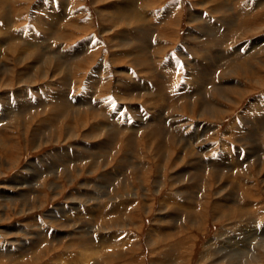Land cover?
Returning <instances> with one entry per match:
<instances>
[{
    "label": "rangeland",
    "instance_id": "374dc122",
    "mask_svg": "<svg viewBox=\"0 0 264 264\" xmlns=\"http://www.w3.org/2000/svg\"><path fill=\"white\" fill-rule=\"evenodd\" d=\"M121 1L125 0H0V31L2 34H4L1 35V38H8L7 44L12 43L14 45L12 46V48L14 47L17 51L20 50L18 51L20 53L26 51V48L31 45L32 50H34L35 48H42L47 49L49 52H53V54L55 55L51 54L50 56L47 55L45 57V64L48 60H52L54 56L58 57L61 54V56L66 57L65 59H62V61H65L64 63L66 64L63 68V71L56 75L51 74V78L49 77L48 79L40 80L38 82L39 87L35 85L33 88L31 85V87H28L29 85L26 86L25 84H21L23 86L22 89L26 90V92L28 91V98L30 101H32V104H35L37 101L40 100V102H44L43 104L48 105L47 107H45V112H43L41 109L36 110L38 113H41L39 116L46 115L49 111L51 112L54 107L58 108V101L56 100L59 99H57V97L60 95H65L66 97L64 98V100H66L68 105L65 106V104H60L59 107H61L67 112L59 121V130L62 131V129H64L63 132H65L67 123L64 127L63 122L68 121V124H70V128H72L73 130H77L78 133L76 134H80L78 129V114H82L85 120L87 117L84 112L77 109L79 108V106L77 105L78 103L74 107L72 105V102H75V98H77V100L79 101V105H81L85 104L86 102H92L97 99H100L101 102L105 104V106L111 105V107L108 110L103 109L102 111H100L99 109V111L105 114L103 116L106 118L107 121H110L109 124L112 126L111 129H115L120 132V135H118L117 140L118 143L113 144L116 145L114 150L105 149L97 153L96 158H99L97 160L98 163L97 161H95V156H92L94 159H89L83 163H80L82 165L67 164L68 167H59V165L52 164L49 161L48 163H46V161L48 160L47 157H51L53 154H56L58 151L61 150L70 151L71 148H73L72 146H75L76 148L80 147L81 149L89 153H94L97 151L90 150L88 149V147H84L87 144L89 146L93 145L85 140L84 142L86 145H76L75 143L80 142L81 139H78L77 141L73 140L74 142L70 140L71 143L70 141L66 140H63L62 142L60 141L58 143L50 142L46 143L43 146L33 148L30 142L32 133L30 134L29 132V134H27L28 139L25 137V135L21 133L23 119L19 118L17 124L15 122L14 117V120L11 119L10 122L14 121L15 123H12L11 126L9 125V129L12 132H15L13 133V136L18 138V143L17 145H15L16 143L12 142L10 139V141L8 140L10 142H8L10 144V154L12 155L10 156L12 158H8V160H15L17 162H15L16 166L13 167L11 170L3 168L2 171L0 169V172L2 174L5 172L3 176L0 177V190L3 191L1 186L3 182L10 181L11 183L12 180L15 179L17 181H27L28 184H31L32 182L34 190L37 192V194L30 195V197L27 198L28 200H25V198H17V196L13 195L15 198H17L15 200L16 203L15 201L14 203L13 201H11V193L4 194L6 195V197H0V206H2V208L0 207V249L3 248L4 251H6L7 249L5 248L6 246L8 247V242H10V244L13 246L15 245L14 247L12 246V248L8 247L10 248V250H19V248L24 244V246H26L27 248L31 245V242L34 241L33 239H36V237L34 236H36V234H39L40 232L44 233L47 237L45 239L42 238L43 241L45 240L41 244L42 248L39 245L37 247L38 249H34V251H36L33 254H23L19 260H15L12 263L10 262L11 264H53L55 263V259L59 255L63 257V262L65 261V264H70L71 260H69L68 255H73V252H77V247L76 245H74L71 249L70 246L67 245L72 240L69 235L76 234V237L79 236L78 238L80 239V235H85L89 237L90 241L87 245H85L87 246L86 248H93L99 252V256L94 262H102V264H126L129 262L130 257L129 259H127L126 257H124V255H122L124 259L122 258V260L120 261L119 259H121V255L119 251L118 253H116V250L121 249L122 245L119 246V243L121 241H117L115 242V244L114 242H112L114 247L112 243L107 244L104 241V237L108 234V232L105 231L106 229L102 230L101 228L104 227L102 225H106L105 227H110L112 224L115 225L116 217L121 215L123 216L124 213L129 212L130 206H128L127 208H125L124 206L116 207V204L122 203L120 198H117L113 202L106 200L108 198H101L99 199L97 204H95L96 201H94L95 203L92 202L91 204H86L88 205V208H91L92 210L89 214L87 213L88 211L86 209V206L83 205V203L78 204L82 206L77 211L78 206H76L75 204L76 200L74 201L73 198H70V194L71 192L75 193L78 190H82L84 188L83 184L85 183V181H95L101 183L102 188L105 186H111L110 188L112 189V192L115 191L118 186H127V182L135 188L138 187V191L140 192L137 196L135 194L134 200L136 199V201L138 202V205H136L135 207H142L141 211H139V213H141V219H139V221L141 222V224L139 225L142 226L141 231H137L136 229L130 228H120V231H110L113 235L119 233L118 236H115L120 237L117 238V240L123 239V236L125 234L136 236L137 240L139 239V243L141 242V251L137 252V254L139 258L141 257V259L144 260L140 261V263L138 260L136 264H141V262L142 264H152L153 257L157 259L162 258L163 260H161V264H182L181 260H178L179 262L177 263H175V261H172L171 263V260L168 259L169 253L166 256V253L170 252L171 246L173 247L175 245V242L177 243V241H181V239L182 242H184V244L182 245L183 247L181 248L183 249L181 251L184 254L182 259H185L183 264L200 263V257L205 251L206 244L208 245V243H210V241L215 238V236L220 232L223 227V225H221L220 223H215L213 217V204L216 203V190H218V185L215 186L213 189H208V185L210 184L208 182L212 180L209 178L210 176L205 173L202 181V186L203 184L206 186L204 187V190H206L204 192L209 193L210 203H208L207 219L200 228L199 226L193 227L187 221H185V223H182L181 219L178 222L177 226H175L176 228L174 227V230L172 232H170V226H168L167 224H156V221L160 219V217H162L163 215V213L160 211L165 205L164 199H166L167 195L172 196L173 193L176 194L175 191L181 190L183 186L188 185L190 183L188 182L190 179L187 178L186 181L184 180L180 181V183H177V175L178 173H181L182 167L179 168V172H176L178 169H168L167 171H164L163 174H160V172L157 173V171L155 170V166L152 163L151 172H146L143 170V173L140 174L141 176L137 177L136 171L141 170L140 165L142 164V162H145L144 164H149V161L146 162L144 155H139L143 150L142 148L145 149V145H143L145 144V139L143 137L145 134H143L142 131L138 132V135L135 133L132 134L133 131L131 130L132 127L139 124L137 121L140 119L143 120V123L147 124L146 132L149 131V133L155 135L153 129H159L156 131L157 144L159 141L163 142L162 147H167V153L172 152L173 150H175V148H179V150L175 152V155H180V153L184 149V146L188 144L187 141H189L190 144L186 145V147L188 148V150H186V153L190 151L189 149L193 150L191 151L194 154L191 164L193 166L197 165L198 163H201V161L213 159L215 155L220 153L219 151L221 150L227 152L226 154L228 156L230 155L229 157L231 160H245L249 157V154L252 153L254 156H251L250 163H261L262 161H264V126H262L261 128L257 125L256 121H264V80H260V84L256 83L255 85V83L250 81V79H253L250 74L248 75V78H246L243 77V75H237V73H235L234 71L236 69L239 70V68H241L242 66L249 65L251 67V70L253 71V75L255 74L257 78L264 79V0H214L211 2H209L208 0H126L130 2L134 1L133 5L135 8H137V11L141 15L143 22L131 21L129 26L126 24L127 22L119 24L120 26H115L112 25V22L109 19L112 18L115 20L114 17H116L118 14L117 9L120 7ZM174 4L177 5H175L176 8L174 7L175 10L174 12H172V14H175L176 18H178L179 20L177 28L175 27L176 30L173 26L174 20H171L169 16L166 17L167 10L170 6H173ZM124 5H126V3H124ZM193 13L197 14L198 16H202L201 21H203L206 27H208V25L218 27L219 31L212 30V32H214V37L218 36L216 37V39L219 43L213 42V44L203 45V43L206 41L205 37H203V40L201 39L202 41L197 40V45L202 46L201 49H199L200 52L190 49V47L193 46L191 44L193 43V41L189 39L187 34L193 31L194 33H197L193 35L194 37L200 36V34H198L199 29L196 28L198 23L195 24L190 22V15ZM33 14L35 15V17ZM37 18L39 19L37 20ZM34 19L36 20V22ZM136 30L137 32H135ZM140 32L142 38L138 41L136 35H138ZM203 33H206V29ZM5 35L7 37H5ZM1 38V55H6L8 57V55L10 54H6L7 46L5 47L1 43ZM122 38L127 39V42L125 44H123L124 42L121 41L123 40ZM161 38H165L163 39V41L166 43L162 42ZM44 39L46 40V42ZM87 41H89L88 44ZM30 42H32L33 44H30ZM159 42H161V45L159 44ZM34 43L36 45H34ZM136 45L139 50L141 49L140 51L138 50V52L136 53H133V51H129L133 49ZM250 45L257 46L256 51H258V57L256 56L255 59L252 58V52H250L249 50ZM64 51H66L67 54ZM140 52L142 55L140 54ZM80 53L82 54V56ZM74 55L75 57L73 58L72 56ZM117 55L120 59L119 62H117ZM137 55H139V57ZM205 57L207 58V61L203 60V58ZM72 58L74 60H72ZM1 59L2 57H0V64L4 58L2 60ZM136 59L138 62L137 65L134 64V62H136ZM170 60L178 63L176 68H165V66ZM78 66H80V68L82 67V69L80 70L81 73H79L81 75L79 83H76L77 77L79 78V74H77ZM213 66L215 67V69ZM208 67H211V72L209 71ZM212 68L214 73L212 72ZM259 68H262V70L260 69L259 71ZM96 69H98L100 72L97 70V73H95L94 77L92 78L91 75L96 72ZM229 72L232 73L229 74ZM75 73L77 74V77ZM225 73L227 74V76H225ZM85 74H87L88 77L87 75L85 76ZM62 77L65 78L63 79ZM261 81L263 82V86L261 84ZM121 82H126L134 87V90L132 89L131 92L125 93V95L121 97L125 100H123L122 102L118 101L115 94V90L117 87H119V84L124 87ZM159 82L162 83L160 84V86L165 87H163L162 93L159 92ZM91 84L93 85L91 86ZM17 88V86L14 87V89L9 90L1 88L0 93L10 91L9 94L12 100H14V93L17 92H15ZM243 88L248 89V92L243 95L244 97H238L235 94L236 92H233V90L235 89H238L236 91L239 92ZM153 89L155 90V92L153 91ZM77 90L79 91L77 92ZM47 93H49V95H47ZM159 94L162 95L160 96ZM186 94L188 97H186ZM189 96L191 97L189 98ZM198 98H200L202 102L205 101L206 105L212 104L214 100H218V104L215 106L217 108H222V111H224V113L216 119L209 117L208 115L206 117L204 116L203 118H201L200 113H203V109L206 107H200L202 112L201 110L196 112V110L195 113L184 108L185 105L188 103L194 105L195 103L199 102L200 99L198 100ZM163 99L166 102L165 104ZM208 101H210L211 103H209ZM2 102L3 101L0 100V115L4 110ZM10 103L12 104V102ZM54 103H56V105ZM120 103H122L123 105L130 104L136 106L137 109L140 110V115H142L144 118L142 116H140L141 118H138V116L136 114L131 113L127 109V107L122 109L123 111H119L118 109ZM87 109L89 111L91 110L90 108ZM50 112L47 115H49ZM246 115L248 118L246 117ZM252 119L253 122L251 123ZM154 121H157L156 124ZM171 121H187L188 125L186 128V124H182L180 128H184V132H180L179 134H177V132L171 127ZM6 125V122L0 124V132L2 131V128H4ZM32 127L36 128V125L33 124ZM207 127H214V129L206 132ZM122 129H124V131ZM17 130L18 132H16ZM53 131L55 132V130ZM158 131L160 133H158ZM195 132L197 134L205 133L206 137L202 138L200 142L207 139H209L210 141H207L206 144L203 146L202 144H199L200 142L198 143L192 141V139L189 140V137L193 136V133ZM173 134L179 136V138L176 140L182 141L179 143L178 146H175L171 143L170 139ZM5 136L9 137L8 134H6ZM47 137H49V134L47 135ZM158 138L161 140H159ZM212 140L217 145L216 147L218 150L215 151V154L208 153L207 157L205 156L207 151L205 148L212 144ZM123 141L125 143H123ZM125 144H128V147ZM182 144L184 145L183 147ZM127 154L131 156L134 162H132L131 159L132 164H127L129 162H126L125 160L123 164L120 165L119 160H123ZM3 156L4 155L2 154V152H0V157L3 158ZM132 156H135L136 158ZM138 157H140L139 161L136 160ZM189 161L190 160L188 158V162ZM153 162L154 164L156 163L155 161ZM104 164H106L105 168L103 167ZM28 165L32 168L28 169ZM92 165L93 167H91ZM191 165L188 167H191ZM76 167H79L80 169L82 168V173H77L75 170ZM91 168L93 171H90ZM184 168L185 166H183L182 169ZM146 169H148L147 166ZM71 171L73 172L72 174H74L75 176V181L72 182L71 180H67V178L64 177V175L69 176ZM37 172L39 175L37 174ZM103 174L109 175H106L107 177H104L102 176ZM232 174H236V171H234V173ZM33 175L35 176L36 181H31ZM131 179L132 183L129 181ZM158 179L160 183L161 181H166V186L162 188L160 195L157 194V191L162 183H159L158 186ZM52 182H55L58 185L60 195L55 194V190L53 187L51 189ZM28 184H26L27 186L25 185L22 188L19 187V190H28L29 188H31V185ZM95 185V183L91 184V190L94 189ZM145 186H148L150 189V193L148 194V201L146 202V205H148L146 207V211L144 209L145 207L143 208L145 203V199L143 198L144 194L145 196L147 194L146 192H143L139 189V187ZM261 186L262 188H260V199H262L261 203L262 205H264V187L263 184L260 183V187ZM199 189L195 190L196 194L194 195L195 199L199 198L198 200L196 199L197 203L195 205V211L196 213L202 216V213H206L205 207L200 206L198 204V201L202 198L204 199L205 196H200L201 193L203 195V187ZM122 192L124 193V191ZM197 194L199 195L197 196ZM4 195L2 194L1 196ZM38 199L41 200L40 203L43 204V207L39 209L35 206L37 203L36 201ZM84 201H86L85 198ZM38 205L39 204H37V206ZM4 206L6 208H4ZM113 207L117 208L118 215L110 214L111 211L114 212L115 210V208L112 209ZM22 209H26V211L22 212ZM100 210L102 211V213L100 215V218L97 219V217L95 216H97L98 213L101 212ZM170 211L171 208L169 209V212ZM166 214L168 213L166 212ZM76 216L78 221H76V224H72L70 228L68 227V229H61L57 227V224H59L61 221V223H67V221L69 223H72V219H75ZM47 218H49V220L51 219L50 222ZM53 224L56 226H54ZM225 224H228L229 227V223L226 222ZM20 227H24L26 232L29 233H27V237H23L22 233H20L21 230H15L16 228L20 229ZM156 227L165 229L167 233L174 234V239L167 237L168 239L164 240V238L162 239L158 237V245H155V242H150L149 244L150 234L152 230ZM238 227L242 228L246 226H244V224H241V227ZM73 229L75 231L77 230V233ZM79 229L82 230L79 231ZM114 229H118V227L116 226ZM59 233H61L62 235V237H60L61 239H63L62 242H59L61 241L60 239H56L55 235ZM234 233L235 231L231 232L230 234L232 235ZM63 237H65V239ZM263 237L264 235H262V237L260 236L257 240H255L256 244H254L255 242L252 244V248H254V250L258 247V243H262V245H264ZM14 238L21 240V242H15L14 240H12ZM80 239L76 238V241H80ZM161 239L164 243H161ZM107 245L109 248L107 247ZM117 245L119 247H117ZM215 247L216 249L214 251L219 252V254L216 256H219V260L223 259V264H228L227 262L229 260L226 256H230V258H238L239 256H242V254L240 253L243 252L242 250L240 252H236L235 250H233L234 248H227L226 243H222L221 245ZM74 248L75 251L73 250ZM110 249L112 250L110 251ZM124 249L125 248H123L122 250ZM219 249L220 251L224 252H220ZM228 250L230 252H228ZM231 252L234 254H232ZM152 254L155 256H153ZM207 262L208 261L202 264H209ZM4 263L10 264L8 260L0 261V264ZM73 263L77 264V262Z\"/></svg>",
    "mask_w": 264,
    "mask_h": 264
},
{
    "label": "bare ground",
    "instance_id": "6f19581e",
    "mask_svg": "<svg viewBox=\"0 0 264 264\" xmlns=\"http://www.w3.org/2000/svg\"><path fill=\"white\" fill-rule=\"evenodd\" d=\"M209 2L211 1H214V0H208ZM134 2V1H133ZM133 2L131 1H121L120 3V7L117 9V16L114 17V19H109L111 22H112V25H115V26H120L119 24H122V23H126L128 26L130 25L131 21H135V22H143V19L141 17V15L138 13L137 11V8L134 7L133 5ZM62 3V2H61ZM124 3H126V5H124ZM202 3V2H201ZM209 4V3H208ZM3 5V4H2ZM37 5V4H36ZM175 5L177 4H174L173 6H170L169 9L167 10L166 12V17L169 16V18L171 20H174L173 21V26H174V29L175 27L177 28L178 26V18H176L175 14H172V12H174L175 10ZM207 5V4H206ZM219 5V4H218ZM175 7V8H174ZM36 8V6H35ZM62 8V7H61ZM43 9V8H42ZM55 10V9H54ZM218 10V9H217ZM38 11V10H37ZM53 12V11H51ZM50 12V13H51ZM221 13V12H220ZM34 15V14H33ZM47 15V14H46ZM60 15V14H59ZM217 15V14H216ZM231 15V14H230ZM33 17V16H31ZM35 17V15H34ZM39 17V16H38ZM50 17V16H49ZM61 17V16H59ZM165 17V18H166ZM40 18V17H39ZM37 18V20L39 19ZM43 19V18H42ZM202 19V16H198L197 14L193 13L190 15V22L191 23H195L198 25L196 26V28L199 29L198 31V34H200V36L198 37H194L193 35L197 34V33H194L193 31L192 32H189L188 37L190 40L193 41V43H191L193 46L190 47L191 50H194V51H199V49H201L202 46H198V42L197 40H201L203 37H205L206 41L203 43V45H209V44H213V42H216V43H219L218 40L216 39V37H214V32H212V30L214 31H219L218 30V27H213L212 25H208V27H206V25L203 23V21H201ZM35 20V19H34ZM36 22V20H35ZM171 22V21H170ZM181 22V21H180ZM211 22V21H210ZM227 23V22H226ZM180 26V25H179ZM168 27V26H167ZM172 29V28H170ZM206 29V33H203ZM166 30V29H165ZM176 30V29H175ZM44 31V30H43ZM137 32V30L135 31ZM168 32V31H167ZM20 33V31H19ZM18 33V34H19ZM67 33V32H66ZM76 33V32H75ZM174 33V32H173ZM194 33V34H193ZM216 33V32H215ZM218 33V32H217ZM165 34V33H164ZM1 35H4L1 33L0 31V38H1ZM21 36V35H19ZM220 36V35H219ZM5 37H7L5 35ZM44 37V36H43ZM162 37V36H161ZM165 37V36H163ZM127 38V37H126ZM126 38H122L123 40H121L122 42H124L123 44H125L127 42V39ZM136 38L137 40L139 41V39L141 40V32L136 35ZM2 41L1 43L6 47L7 46V50H6V54H10L8 55V57L6 55H1L2 54V50L0 48V57H2V62L0 64V89L1 88H5L6 90H9V89H14V87H18L17 90H15L16 93H14V100H12L9 92L10 91H6V92H3V93H0V100L3 101V107H4V110L2 111L1 115H0V124H3L4 122L7 123V125L2 128V131L0 132V152H2V154L5 156L0 157V169L3 171V168H7L8 170H11L13 167L16 166V163L17 161H13V160H8V158H12L10 156H12L10 154V140L14 143H16L15 145H17L18 143V138L17 137H14L13 136V133L15 132H12L10 129H9V125L11 126L12 123L14 124L16 122L17 124V121L19 118H22L23 119V124H22V128H21V133L23 135H25V137L27 138V134H30L32 133V136H31V144H32V147L35 148V147H40V146H43L45 145L46 143H50V142H55V143H58V142H62L63 140H66V141H73V140H78V139H81L80 142H76L75 144L76 145H79V146H83V145H86L84 140L85 141H88L89 143L93 144L91 146H84V147H88V149L90 150H96L97 152H94V153H89L87 151H84L83 149H81L80 147L76 148L75 146H72L73 148H71L70 151H66V150H61V151H58L56 154H53L51 157L48 156L47 157V161L46 163H48V161L52 164H57L59 165V167H68V165L70 164H76V165H79L80 163H83L85 162L86 160H89V159H94L92 156H97V153L100 152V151H103L105 149H109V150H114L115 149V146L116 145H113L114 143H118V135H120V132L117 131V130H113L111 129L112 126L109 124L110 121H107L106 118L103 116L105 115L104 113H101L100 111H102L103 109L105 110H108L111 105H106L104 103L101 102L100 99H97L95 101H90V102H86L85 104H81L79 105V101L77 100V98H75V102H72V105L75 107V105L77 104L79 106V108H77L78 110L84 112V114L86 115V120L83 118V115L82 114H78V119H79V124H78V129H79V132L80 134H76L78 133L77 130H73L72 128H70V124H68V121L67 122H63L64 124V127L67 123V127L65 128V132H63L64 129H62V131L59 130V121L60 119L63 118V116L65 115V113L67 111H65L64 109H62L61 107H59L60 104H65L68 105V103L66 102V100H64V98L66 97L65 95H60L57 97V99L59 100H56L58 101L57 104H58V108L54 107L50 114L49 115H41L39 116L41 113H38L36 110H39L41 109L43 112H45V107H47L48 105H45L43 104L42 102L37 101L35 104H32V101L29 100L28 98V91L26 92V90L22 89V85L21 84H25L26 86L29 85L28 87H33L35 85L38 86V82L40 80H44V79H48L50 77V75H56V74H59L63 71V68L64 66L66 65L64 62L65 61H62V59H65L66 57L64 56H61V54L56 57L54 56L52 58V60H48L47 63L45 64L44 63V59L47 55H51L53 54V52H49L47 49H42V48H35L34 50H32V45L29 46L28 48H26L27 50L26 51H23V53H20L18 51L20 50H16L14 47L12 48V46H14L12 43H8V38L4 39V38H1ZM162 39V38H161ZM165 39V38H163ZM162 39V42H164ZM23 40V39H21ZM34 40V39H33ZM45 40V39H44ZM203 40V39H202ZM201 40V41H202ZM72 41V40H71ZM189 41V40H188ZM191 41V42H192ZM6 42V43H5ZM21 42V41H20ZM23 42V41H22ZM33 42V41H32ZM30 42V44L32 43ZM40 42V41H39ZM46 42V40H45ZM74 42V41H73ZM144 42V41H143ZM29 43V42H28ZM89 43V41H87V44ZM166 43V42H164ZM163 43V44H164ZM27 44V43H26ZM33 44V43H32ZM159 44L161 45V42H159ZM34 45H36L34 43ZM257 45V44H255ZM255 45H250V52H252V58L255 59L256 56L258 55V51H256V47ZM52 46V45H51ZM84 46V45H83ZM96 46V45H95ZM173 46V45H172ZM215 46V45H214ZM80 47V46H79ZM92 47V46H91ZM23 48V47H21ZM20 49V48H19ZM80 49V48H79ZM162 49V48H161ZM160 49V50H161ZM264 49V48H263ZM86 50V49H85ZM139 48L136 46H134L133 49L129 50V51H133V53H136L138 52ZM141 50V49H140ZM139 50V51H140ZM203 50V49H202ZM201 50V52H202ZM205 50V49H204ZM28 51V53H27ZM78 51V50H77ZM83 51V50H82ZM145 51V50H144ZM262 51V50H260ZM66 52V51H64ZM200 52V51H199ZM249 52V53H250ZM255 52V53H254ZM5 53V52H4ZM84 53V52H83ZM86 53V52H85ZM93 53V52H92ZM181 53V52H180ZM198 53V52H197ZM216 53V52H215ZM263 53V52H262ZM67 54V52H66ZM81 54V53H80ZM119 54V53H118ZM129 54V53H128ZM141 54V52H140ZM206 54V53H205ZM20 55V56H19ZM55 55V54H53ZM64 55V53H63ZM93 55V54H92ZM111 55V54H110ZM135 55V54H134ZM142 55V54H141ZM144 55H145V52H144ZM143 55V56H144ZM183 55V53H182ZM7 58H6V57ZM70 56V55H69ZM82 56V54H81ZM80 56V57H81ZM87 56V55H86ZM90 56V55H89ZM139 57V55H137ZM73 58L75 57L72 56ZM91 57V56H90ZM95 57V56H94ZM137 57V58H138ZM258 57V56H257ZM51 58V57H49ZM72 58V60H74ZM117 62L120 61L118 55H117ZM115 58V59H116ZM142 58V57H140ZM211 58V57H210ZM68 59V58H67ZM71 59V57H70ZM77 59V58H76ZM147 59V58H145ZM175 59V58H174ZM141 60V59H140ZM203 60L207 61V58H203ZM214 60V59H213ZM212 60V61H213ZM144 61V60H143ZM148 61V60H147ZM255 61V60H254ZM88 63V62H87ZM216 63V62H215ZM259 63V62H258ZM81 64V63H80ZM91 64V63H90ZM135 65L138 64L137 62V59H136V62H134ZM178 63L175 62V61H172L170 60L168 62V64L165 66V68H173V67H177ZM218 65V64H217ZM91 66V65H90ZM192 66V65H191ZM201 66V65H200ZM222 66V65H221ZM252 66V65H251ZM54 67V68H53ZM214 67V66H213ZM53 68V70H52ZM91 68V67H90ZM209 68V71H210V68L211 67H208ZM82 67L80 68V66L77 67V74L81 73V70ZM201 69V68H200ZM215 69V67H214ZM260 69L262 70V68H259V71ZM97 70L96 69V72H94L91 77L93 78L94 77V74L97 73ZM237 70V69H236ZM234 70L235 73H237V75H243V77H246L248 78V75L250 74L253 79L251 80L250 78V81L257 84H260V80H264L263 78H257L256 75L254 74L253 75V71L251 70V67L248 65V66H242L241 68H239V70ZM80 71V72H79ZM99 71V70H98ZM191 71H194V70H191ZM70 72V71H69ZM100 72V71H99ZM165 72V71H164ZM202 72V71H201ZM211 72V71H210ZM212 72H213V68H212ZM196 73V72H194ZM214 73V72H213ZM232 73V72H231ZM229 72V74H231ZM234 73V74H235ZM72 74V73H71ZM77 74L75 73L76 77H77ZM100 74V73H98ZM226 74V73H225ZM87 74H85L86 76ZM90 75V74H89ZM188 75V74H187ZM192 75H195V74H192ZM200 75V74H199ZM236 75V74H235ZM261 75V74H260ZM64 76V75H63ZM204 76V75H203ZM227 76V74L225 75ZM75 77V78H76ZM80 77L81 75L79 74V78L77 77V80H76V83H79V80H80ZM88 77V75H87ZM86 77V78H87ZM90 77V76H89ZM202 77V76H201ZM229 77V76H228ZM51 78V77H50ZM63 79L65 77H62ZM85 78V77H84ZM99 79V78H98ZM106 80V79H105ZM229 80V79H228ZM64 81V80H62ZM82 82V80H81ZM80 82V83H81ZM92 82V81H91ZM90 82V83H91ZM95 82V81H94ZM110 82V81H109ZM127 82V81H126ZM126 82H121L124 87H122L120 84H119V87L116 88L115 90V94H116V98L118 99V101H123L124 98H121L122 96L125 95V93H128V92H131V90L133 89L134 90V87L131 85V84H128ZM238 82V81H237ZM88 83V82H87ZM132 83V82H131ZM263 82L261 81V84ZM45 84V83H44ZM85 84V83H84ZM157 84V83H156ZM159 84V92H163V87L164 86H160V84L162 83H158ZM31 85V86H30ZM79 85V84H78ZM90 85V84H89ZM93 84H91L92 86ZM147 85V84H145ZM225 85V84H224ZM233 85V84H232ZM236 85V84H235ZM37 86H36V89H37ZM138 86V85H137ZM260 86V85H259ZM263 86V84H262ZM261 86V87H262ZM39 87V86H38ZM152 87V86H151ZM236 87V86H235ZM86 88V87H85ZM153 88V87H152ZM165 88V87H164ZM258 88V87H257ZM35 89V90H36ZM40 89V88H39ZM197 89V88H196ZM222 89V88H220ZM227 89V87H226ZM89 90V89H88ZM91 90V89H90ZM111 90V89H110ZM150 90V89H149ZM157 90V89H156ZM186 90H187V87H186ZM198 90V89H197ZM224 90V89H222ZM231 90V89H230ZM236 90L238 89H235L233 90V92H236L235 94L238 96V97H242L245 93L248 92V89H242L240 90L239 92H237ZM2 91V90H1ZM37 91V90H36ZM79 90H77L78 92ZM93 91V90H92ZM152 91V90H151ZM153 91L155 92V90L153 89ZM152 91V92H153ZM195 91V90H194ZM193 91V92H194ZM245 91V92H244ZM38 92V91H37ZM70 92V91H68ZM111 92V91H110ZM227 92V90H226ZM91 93V91H90ZM94 93V92H93ZM138 93V92H137ZM140 93V92H139ZM146 93V92H145ZM215 93V92H214ZM225 93V91H224ZM155 94V93H154ZM204 94V93H203ZM47 95H49V93H47ZM53 95V94H52ZM74 95V94H73ZM80 95V94H79ZM141 95V94H140ZM149 95V94H148ZM147 95V96H148ZM160 95V94H159ZM162 95V94H161ZM160 95V96H161ZM228 95V94H227ZM13 96V95H12ZM78 96V95H76ZM193 96V95H192ZM74 97V96H73ZM163 97V96H162ZM186 97L187 94H186ZM191 96H189L190 98ZM218 97V96H217ZM244 97V96H243ZM84 98H87V97H84ZM83 98V99H84ZM129 98V97H128ZM136 98V97H134ZM146 98V97H144ZM158 98V97H157ZM156 98V99H157ZM204 98V97H202ZM82 99V100H83ZM161 99V98H160ZM181 99V98H180ZM200 98H198L199 100ZM222 99V98H221ZM238 99V98H237ZM89 100V98H88ZM155 100V99H154ZM184 100V99H183ZM78 101V102H77ZM125 101V100H124ZM129 101V100H128ZM156 101V100H155ZM164 101V99H163ZM211 101V100H210ZM210 101H208L209 103H211ZM259 101V100H258ZM8 102V103H7ZM12 102V104L10 103ZM54 102V101H53ZM139 102V101H138ZM153 102V100H152ZM180 102V101H179ZM188 102V101H187ZM84 103V102H83ZM133 103V102H132ZM137 103V102H136ZM166 102L164 101V104ZM207 103V104H209ZM261 103V101H260ZM259 103V105H260ZM56 105V103H54ZM111 104V103H110ZM139 104V103H138ZM144 104V103H143ZM174 104V103H173ZM218 104V100H214V102L212 104H209V105H206L205 104V101H201V99L199 100V102L195 103L194 105L188 103L185 105L184 108L190 110V111H193V113L198 112L201 110L200 107H206L203 109V113H200V117L203 118L204 116L206 117L207 115L209 117H212L214 119H216L217 117H219L220 115H222L224 113V111H222V108H217L215 105ZM231 104V103H230ZM50 105V104H49ZM84 105V106H83ZM146 105V104H145ZM172 105V104H171ZM153 106V105H152ZM215 106V107H214ZM51 107V106H50ZM53 107V106H52ZM77 107V106H76ZM125 107H127V109L133 113V114H136L138 116V118H141L140 116V110L137 109L136 106H133V105H130V104H127V105H123L122 103H120V106H119V111H121L122 109H124ZM142 107V106H141ZM154 107V106H153ZM162 107V106H161ZM210 107V108H208ZM87 108H90L91 110L89 111ZM72 109V108H71ZM75 109V108H74ZM100 109V111H99ZM159 109V108H158ZM162 109V108H161ZM165 109V108H164ZM163 109V110H164ZM255 110V109H254ZM36 111V112H34ZM123 111V110H122ZM151 111V110H150ZM187 111V110H186ZM42 112V113H43ZM82 112H79V113H82ZM100 112V113H98ZM106 112V111H104ZM202 112V110H201ZM252 112V111H251ZM72 113V112H70ZM77 113V112H76ZM158 113V112H157ZM183 113V112H182ZM161 114V113H160ZM159 114V115H160ZM246 114V113H245ZM248 114V112H247ZM73 115V114H72ZM154 115V114H153ZM158 115V116H159ZM172 116V114H171ZM245 116V115H244ZM13 117L15 118V122H10L11 119H13ZM143 117V116H142ZM160 117V116H159ZM247 117V115H246ZM245 117V118H246ZM71 118V117H70ZM144 118V117H143ZM176 118V117H175ZM243 118V117H242ZM248 118V117H247ZM258 118V117H257ZM131 119V118H130ZM154 119V118H153ZM158 119V118H157ZM163 119V118H162ZM251 119V118H250ZM149 120V119H148ZM159 120V119H158ZM174 120V119H173ZM202 120V119H201ZM200 120V121H201ZM248 120V119H247ZM153 121V120H152ZM250 121V120H249ZM257 121V125L260 126L262 128V126H264V121H259V120H256ZM35 122V123H34ZM57 122V123H56ZM76 122V121H75ZM139 124H137L136 126L132 127L131 130L133 131L132 134H137L138 135V132L142 131L143 134H145L143 137H144V141H145V149L142 148V152L141 154L139 155H144V158L146 160V162L149 161V164H144L145 162H142V164L140 165V168L141 170L140 171H136V175L137 177L141 176L140 174L143 173V170L146 171V172H151V163L155 166V170L158 172H160V174H163L164 171H167L168 169H171V170H177L176 172H179V168L183 166H185L184 169L181 168V173H178L177 175V180L176 182L177 183H180V181H186L187 178H189L190 180L188 182H190L188 185L186 186H183V188L181 190H176V194L173 193L172 196L171 195H167L166 199H164V202H165V205L162 207V210L160 212L163 213L162 217H160V219H158L156 221V224H159V223H165V225L167 224L168 226H170V232H172L174 230V227L177 226L178 222L182 221V223H185V221L189 222L193 227L194 226H199V228L205 223L206 219H207V214H208V203H210L209 201V193L207 192H204L206 190H204V187H206L204 184L202 186V181H203V178H204V175L205 173L207 175H209L210 179L212 181H209L208 183H210L208 185V189H213L215 186L218 185V190H216V203H214L213 201V206H214V212H213V217H214V222L215 223H220L221 225H223L222 229L220 230V232L215 236L214 239H212L210 241V243H208V245L206 244L205 246V251L203 252L202 256L200 257V263H204L206 261H208L207 263L209 264H223L224 261L223 259L219 260L218 257L219 256H216L219 254V252H216L214 251L216 249L215 246H218V245H221L222 243H226V246L227 248H234L233 250H235L236 252H240L241 250L243 252H240L242 254V256H239L238 258L236 257H232L230 258V256H225L228 258V264H264V245H262V243H258V247L254 250L253 247V243L255 242V240H257L260 236L262 237V235H264V205H262L261 203V200L260 199V188H262V186L260 187V183L263 184V187H264V161H262L261 163L260 162H257V163H250V158L251 156H254L252 153L249 154V157L245 160H231L230 159V155L228 156L223 150L219 151L220 153L215 155V157L211 160L207 159L205 161H201V163H198L197 165H191L192 164V159L194 157V154L191 152L193 151L192 149H189L190 151H188V153H186V150H188V148L186 147V145H189L190 142L187 141L188 144H186L185 146L182 144V147L184 146V149L182 150V152L180 153V155H175V152L178 149L175 148V150H173L172 152L170 153H167L166 150L167 147H162L163 146V142H158L157 144V137H156V131L159 130L158 128L157 129H153V131L155 132V135L152 134V133H149V131L146 132V126L147 124L146 123H143V120H138L137 121ZM155 122V121H154ZM153 122V123H154ZM157 122V121H156ZM155 122V124H156ZM247 122V121H246ZM253 122V119L251 120V123ZM77 123V122H76ZM172 125L171 127L177 132V134H179L180 132L183 133L184 132V128H180V126L182 124H186V128H187V125H188V122L187 121H171ZM15 124V125H16ZM21 124V123H20ZM33 124L36 125V128H33ZM114 124V123H113ZM19 125V124H18ZM201 125V124H200ZM206 125V124H205ZM256 125V124H254ZM148 126H149V123H148ZM157 126V125H156ZM247 126V125H246ZM13 127V126H12ZM75 127V126H74ZM128 127V126H127ZM202 127V126H201ZM255 127V126H254ZM17 128V127H16ZM20 128V127H19ZM110 128V129H109ZM247 128V127H246ZM259 128V127H258ZM125 129V128H124ZM124 129H122L124 131ZM151 129V128H150ZM204 129V128H203ZM214 127H207L206 128V132H208L209 130H213ZM238 129V128H237ZM240 129V128H239ZM242 129V128H241ZM20 130V129H19ZM55 130V132L53 131ZM243 130V129H242ZM253 130V129H252ZM231 131V130H229ZM18 132V130L16 131ZM252 132V131H251ZM261 132V131H260ZM148 133V134H147ZM158 133H160L158 131ZM238 133V132H237ZM6 134H8L9 137L5 136ZM49 134V137H47V135ZM210 134V133H209ZM212 134V133H211ZM214 134V132H213ZM228 134V133H227ZM231 134V132H230ZM161 135V134H160ZM4 136V137H3ZM166 136V135H165ZM229 136V135H228ZM206 137L205 133H200V134H197L196 132L193 133V136L189 137V140L192 139V141H195V142H200V140L202 138ZM232 137V135H231ZM240 137V136H239ZM120 138V137H119ZM133 138V137H132ZM179 136L176 135V134H173L172 137H171V143L175 146H178L180 142V140H176L178 139ZM235 138V136H234ZM10 139V140H9ZM28 139V138H27ZM129 139V138H128ZM159 139V138H158ZM9 140V141H8ZM83 140V141H82ZM161 140V139H159ZM235 140V139H234ZM241 140V139H240ZM253 140V139H252ZM41 141V142H40ZM70 141V143H71ZM186 141V140H185ZM209 142L210 140L207 139V140H203L202 142H200L199 144L201 145H205L206 142ZM213 141V140H212ZM236 141V140H235ZM243 141V140H242ZM257 141V140H256ZM255 141V143H256ZM9 142V143H8ZM74 142V141H73ZM227 142V141H226ZM238 142V141H237ZM236 142V143H237ZM123 143H125L123 141ZM127 143V142H126ZM242 143V142H241ZM244 143V142H243ZM252 143V142H251ZM229 144V143H228ZM249 144V143H248ZM126 146L128 144H125ZM157 145V146H155ZM166 145V144H165ZM240 145V144H239ZM238 145V146H239ZM256 145V144H255ZM12 146V145H11ZM69 146V145H68ZM217 145L214 143V141L212 142V144H210L208 147H206L205 149L207 150L206 151V154L205 156H207L208 153L210 154H215V151H217ZM223 146V145H222ZM247 146V145H246ZM128 147V146H127ZM191 147V145H190ZM232 147V146H231ZM249 147V146H248ZM12 148V147H11ZM83 148V147H82ZM173 148V147H172ZM220 148V147H219ZM238 149V147H237ZM241 149V148H240ZM184 150H185V153H184ZM234 150V149H233ZM237 151V150H236ZM117 152V151H116ZM196 152V151H195ZM240 152V151H239ZM248 152V151H247ZM229 153V152H228ZM231 153V152H230ZM238 153V152H237ZM102 155V154H101ZM132 155V154H131ZM138 155V156H139ZM186 155V157H185ZM240 155V154H238ZM243 155V154H242ZM248 155V153H247ZM17 156V155H16ZM113 156V155H112ZM132 157H135V156H132ZM142 157V156H141ZM208 157V156H207ZM232 157V156H231ZM136 158V157H135ZM147 158V159H146ZM188 158H189V162H188ZM44 159V158H43ZM99 159V158H98ZM96 158L95 161L98 160ZM123 159V158H122ZM130 159V160H129ZM131 156L130 155H126L124 157L123 160H119V163L120 165L123 164V162L126 160V162H129L127 164H132L133 159H132V162H131ZM264 159V158H263ZM129 160V161H128ZM136 160H140V157H138ZM137 161V162H138ZM155 161L156 163L154 164ZM125 162V163H126ZM98 163V161H97ZM118 163V164H119ZM68 164V165H67ZM95 164V163H94ZM107 164V163H106ZM106 164L103 165V167L105 168L106 167ZM140 164V163H138ZM82 165V164H80ZM85 165V164H84ZM149 165V166H148ZM191 167H188L190 166ZM29 166V165H28ZM146 166L148 169H146ZM80 167V166H79ZM79 167H76L75 170L77 173H82L81 171L82 168L80 169ZM93 167V165L91 166ZM159 167V168H158ZM32 167L29 166L28 169H31ZM55 168V167H54ZM139 168V167H138ZM190 168V169H188ZM146 169V170H145ZM50 170V169H49ZM68 170V168H67ZM34 171V170H33ZM90 171H93L92 168L90 169ZM97 171V170H95ZM155 171V172H156ZM170 171V170H169ZM234 171H236V174H232L234 173ZM118 172V171H117ZM175 172V171H174ZM231 172V173H230ZM5 173V172H4ZM3 173V174H4ZM40 173V172H39ZM47 173V172H46ZM63 173V172H62ZM73 172L71 171L70 175L67 177L66 175H64V177L67 178V180H71L72 181H75V176L74 174H72ZM109 173V172H108ZM172 173V172H171ZM230 173V174H229ZM3 174L0 172V177L3 176ZM36 174V172H35ZM38 174V172H37ZM54 174V173H53ZM60 174V173H59ZM22 175V174H21ZM39 175V174H38ZM57 175V174H56ZM80 175V174H78ZM106 175H109V174H103L102 176L104 177H107ZM17 176V175H16ZM31 176V175H30ZM170 176V175H169ZM28 177V176H27ZM103 177V178H104ZM171 177V176H170ZM169 177V178H170ZM23 178V177H22ZM40 178V177H39ZM168 178V177H167ZM173 178V177H172ZM262 178V179H261ZM25 179V178H24ZM12 180V179H11ZM41 180V179H39ZM172 180V179H171ZM31 181H36V178L35 176L33 175L32 178H31ZM131 183H132V179L129 180ZM143 181V179H142ZM141 181V182H142ZM30 182V181H29ZM59 182V181H58ZM125 182V180H124ZM157 182V181H156ZM166 182V181H165ZM164 181H159L158 179V186H159V183L161 184V186L159 187L158 191H157V194L160 195L161 194V190L163 187H165L166 183ZM175 182V183H176ZM9 182H3L2 183V190H0V197H6V193H11L12 194V200L13 203L14 201L17 199V198H25V200H28L27 198L30 197V195H35L37 194V192L34 190V187L32 185V182L31 184L26 181L24 182V180H20V181H17V180H12V182L10 183ZM40 183V182H39ZM95 183L96 185L94 186V189L91 190L90 186L91 184ZM174 183V184H175ZM204 183V182H203ZM26 184L28 185H31L28 190H23V189H20L19 190V187H23L25 186ZM168 184V183H167ZM51 185V184H50ZM121 185V184H120ZM27 186V185H26ZM40 186V185H39ZM132 185L131 184H128L127 182V186H118L116 188L115 191L112 192V189L110 188L111 186H105L102 188L101 186V183H98V182H90V181H85V183L83 184V189L82 190H78L76 191L75 193H72L70 194V198H73V200L76 204L77 207V211L78 209H80V207L82 205H78L79 203H83L84 206H86V209H87V213L89 214L92 210L91 208H88V205H86L87 203H92L94 201H96L95 204L98 203L99 199L101 198H108L106 200L108 201H114L116 200L117 198H120L121 199V202L120 204H116L115 206H124L125 208H127L128 206H130V211L129 212H126L123 214V216H117L116 217V224L115 225H111L110 227H105L106 225H102L104 227H102L101 229L104 230L106 229L105 231L108 232V234L105 236L104 234V238H105V242L107 244H110L112 242H117V241H121L119 243V246H121V249L120 250H116V251H113V252H116L120 253L121 255V259H119L120 261L122 260V258L124 259V257H126L127 259H129V262L126 263V264H136L139 260V263L140 261L144 260V259H141V257L139 258L138 257V254L137 252L141 251V247H140V243H139V239L137 240V237L136 236H133V235H128V234H125L123 237V239L121 240H117V238H120V237H115L116 235L118 236V234L116 233V235H113L112 232L110 231H115V230H121V229H125V228H130V229H136L137 231H141L142 229V226L139 225L141 224V222L139 221V219H141L140 215L141 213H139V211H141L142 207L140 206H137L135 207L136 205H138V202L136 201V199L134 200V197H135V194L136 196L139 194L140 191H138V187L135 188V187H131ZM174 186V185H173ZM203 187V195L201 193V197L202 196H205V198L203 199H200L198 201V204L200 206H204L205 207V212L206 213H202V216L198 213H196L195 211V205L197 203L194 195L196 194L195 193V190L199 189V188H202ZM46 187V186H45ZM52 187L54 188L55 190V194L57 195H60V191H59V188H58V185L55 183V182H52V185H51V189ZM10 188V190H9ZM50 189V190H51ZM140 190H142L143 192H146V196L144 194V198L145 199V203H144V206L143 208L145 209L146 211V207L148 205H146V202L148 201V194L150 193V189L148 186H145V187H139ZM176 189V188H175ZM174 189V190H175ZM264 189V188H263ZM194 190V191H193ZM200 190V189H199ZM198 190V191H199ZM124 191V193L122 192ZM132 191V192H131ZM227 191H228V194H227ZM137 192V193H136ZM43 193V192H42ZM4 195V196H1V195ZM53 194V193H52ZM156 194V195H157ZM175 194V195H174ZM200 194V193H199ZM197 194V196L199 195ZM13 195L17 196V198H15ZM208 195V196H206ZM8 196V195H7ZM37 196V195H36ZM42 196V195H40ZM181 196V197H179ZM213 197V196H212ZM10 198V197H8ZM43 198V197H42ZM84 198L86 199V201H84ZM182 198V199H180ZM199 199V198H198ZM197 199V200H198ZM212 199V198H211ZM44 200V199H43ZM182 200V201H181ZM214 200V199H213ZM41 200H37L36 202V208H42L43 207V204L40 203ZM85 203H84V202ZM140 201V200H139ZM44 202V201H43ZM42 202V203H43ZM116 202V201H115ZM174 202V203H172ZM16 203V201H15ZM27 203V202H26ZM136 203V204H135ZM37 204H39L37 206ZM45 204V203H44ZM141 204V203H140ZM6 205V204H5ZM104 205V204H103ZM114 205V204H113ZM211 205V204H210ZM34 206V207H35ZM2 208V206H0ZM23 207V206H22ZM105 207V206H104ZM116 207H113L112 209L115 208L114 212H110V214H117V208ZM199 207V206H198ZM4 208H6L4 206ZM9 208V207H8ZM171 208V211L169 212V209ZM218 208V209H217ZM93 209V208H92ZM152 209V208H151ZM201 209V208H200ZM103 210V208H102ZM126 210V209H125ZM198 210V209H197ZM26 211V209H22V212ZM101 211V210H100ZM67 212V211H66ZM166 212L168 214H166ZM199 212V211H198ZM102 211L98 213L97 216V219L100 218V215H101ZM212 213V212H211ZM66 214V213H64ZM77 214V213H76ZM165 214V216H164ZM87 215V214H86ZM85 215V216H86ZM125 215V216H124ZM200 215V216H199ZM70 216V215H69ZM68 216V217H69ZM164 216V217H163ZM64 217V215H63ZM80 217V216H79ZM78 217V218H79ZM86 218V217H85ZM91 218V217H90ZM2 219V218H1ZM49 220V218H47ZM51 220V219H50ZM49 220V222H50ZM58 220V219H57ZM84 220H87V219H84ZM138 220V221H137ZM163 220V221H162ZM56 221V220H55ZM76 221L77 220V216L76 218L72 219V223H69L67 221V223H59L57 224V227L61 228V229H68V227L70 228L72 226V224H76ZM52 222V221H51ZM54 222V221H53ZM229 223V227H228V224H225V223ZM55 223V222H54ZM113 223V222H112ZM181 223V224H182ZM31 224V223H30ZM56 224V223H55ZM241 224H244V226L246 227H242V228H239L238 226L241 227ZM248 224V226H247ZM54 225V224H53ZM188 225V224H187ZM186 225V226H187ZM56 226V225H54ZM118 227V229H114L115 227ZM162 227V226H161ZM182 227V226H181ZM188 227V226H187ZM186 227V228H187ZM18 228V226H17ZM15 229V230H21L20 233H22L23 237H27L26 235H28L29 233L26 232L25 228L24 227H20V229ZM121 228V229H120ZM165 228V227H164ZM176 228V227H175ZM196 228V227H195ZM239 228V229H238ZM85 229V227H84ZM83 229V230H84ZM74 230V229H73ZM82 229H79V231H81ZM176 230V229H175ZM182 230V229H181ZM186 230V229H185ZM75 231V230H74ZM77 231V230H76ZM75 231V232H76ZM78 231V233H79ZM116 231V232H117ZM165 229H162L160 227H156L155 229L152 230L151 234H150V239H149V244L150 242H155L156 244L155 245H158V240L159 239L158 237L160 238H164L165 239H168L167 237H170L171 239L175 237L174 234L172 233H167ZM234 234H230L231 232H234ZM110 232V233H109ZM179 232V231H178ZM18 233V232H17ZM28 233V234H27ZM77 233V232H76ZM82 233V232H81ZM87 233V232H86ZM48 235V234H47ZM87 235V234H86ZM44 236V237H43ZM54 236V235H53ZM56 239H60L61 241L59 242H62L63 239H61L60 237H62L61 233L59 234H56ZM76 235H69V237H71V241L70 243L67 245V246H70V248L72 249V247L74 245H76L77 247V252H73L74 254L72 255H68L69 256V260H71V263L70 264H74L73 262H77V264H102L101 263H98V262H94L97 260V257L99 256V252L93 248H86L88 244V242L90 241V238L85 236V235H80L81 236V239L76 237ZM36 239H33L34 241L31 242V245L28 246L26 248V246H21L18 249L16 250H10V248L8 247H11L13 245L10 244V242H8V247L4 246L5 249H7L6 251H4V249H0V261L1 260H8L9 263L15 261V260H19L22 255L24 254H27V253H34V249L37 248L39 245L40 247L42 246L41 244L45 241H43L42 238H47L46 235L42 232H40L39 234H36ZM87 237V238H86ZM65 239V237H63ZM68 238V237H67ZM76 238L77 239H80V241H76ZM85 238V239H84ZM89 238V239H88ZM156 238V239H155ZM264 238V237H263ZM52 239V238H51ZM100 239V237H99ZM162 239H161V243H164L162 242ZM177 239V238H176ZM14 240L15 242H21V240L19 239H12ZM157 240V241H156ZM261 240V239H260ZM264 240V239H263ZM49 241V240H47ZM126 241V242H125ZM141 241V240H140ZM7 242V241H6ZM12 242V241H11ZM26 242V240H25ZM54 242V241H52ZM69 242V241H68ZM100 242V241H99ZM259 242V241H257ZM17 244V243H16ZM50 244V243H49ZM53 244V243H52ZM51 244V246H52ZM65 244V243H64ZM148 244V245H149ZM174 244V243H173ZM184 244V242H182V239L181 241H177V243L175 242V245L172 247L171 246V249H170V252H167L166 253V256L168 255V259L171 260V263L172 261L175 263L179 262L178 260H181L182 264L183 262L185 261V259L183 260V252L181 249ZM256 244V242L254 243ZM113 245V243H112ZM111 245V246H112ZM153 245V243H152ZM262 245V246H261ZM15 246V245H14ZM13 246V247H14ZM83 246V247H82ZM110 246V247H111ZM117 245V247H119ZM150 246V245H149ZM186 246V245H185ZM19 247V246H18ZM108 247V245H107ZM114 247V245H113ZM112 247V248H113ZM168 247V246H167ZM42 248V247H41ZM49 248V247H48ZM109 248V247H108ZM116 248V247H115ZM123 248H125L124 250H122ZM38 249V248H37ZM47 249V248H46ZM45 249V250H46ZM51 249V248H50ZM99 249V248H98ZM75 251V248L73 249ZM71 250V251H73ZM95 250V251H94ZM100 250V249H99ZM112 249H110L111 251ZM155 250V249H154ZM158 250V249H156ZM168 251V250H167ZM190 251V249H189ZM220 251V249H219ZM55 252V251H54ZM160 252V251H159ZM215 252V253H214ZM220 252H224V251H220ZM228 252H230L228 250ZM42 253V252H41ZM40 253V254H41ZM72 253V252H71ZM115 253V254H116ZM152 253V252H151ZM155 253V252H154ZM214 253V255H213ZM232 253V252H231ZM39 254V252H38ZM67 254V253H66ZM107 254V253H106ZM114 254V253H113ZM111 254V255H113ZM158 254V253H157ZM234 254V253H232ZM237 254V253H236ZM30 255V254H29ZM36 255V254H35ZM110 255V253H109ZM119 255V254H118ZM124 255V257L122 256ZM131 255V256H129ZM153 255V254H152ZM140 256V255H139ZM155 256V255H153ZM165 256V257H166ZM213 256V257H212ZM216 256V257H214ZM38 257V256H37ZM115 257V256H114ZM138 257V259H137ZM158 257V256H157ZM159 257H160V254H159ZM224 257V256H223ZM112 258V257H111ZM109 259V258H108ZM115 259V258H114ZM118 259V258H116ZM161 260H163L162 258L161 259H157L155 257H153V262L152 264H161ZM225 260V259H224ZM117 261V260H116ZM114 262V261H113ZM127 262V261H126ZM163 262V261H162ZM165 262V261H164ZM3 263V262H2ZM10 263V264H11ZM138 263V264H139ZM199 263V264H200ZM5 264V263H4ZM8 264V263H7ZM18 264V263H16ZM27 264V263H26ZM53 264H65V261L63 262V257L61 255H59L56 259H55V263ZM142 264V262H141ZM165 264V263H163Z\"/></svg>",
    "mask_w": 264,
    "mask_h": 264
}]
</instances>
